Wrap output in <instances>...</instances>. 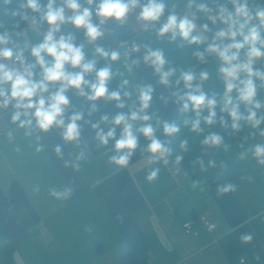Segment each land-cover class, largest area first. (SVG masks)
Returning <instances> with one entry per match:
<instances>
[{"label":"crops","instance_id":"0c3cea01","mask_svg":"<svg viewBox=\"0 0 264 264\" xmlns=\"http://www.w3.org/2000/svg\"><path fill=\"white\" fill-rule=\"evenodd\" d=\"M175 2L170 0L169 7ZM184 10L180 0L177 11L183 14ZM67 14L71 15L70 10ZM103 27L105 35L92 44L87 43L83 30L70 25H65L58 35L71 30L77 44L85 43L89 57L96 47L121 52V59L116 62L97 57V70L111 64L114 76L109 82L110 91L118 90L122 79L130 81L128 90L133 91V96L123 98L125 109H117L115 101L101 99L92 112L91 102L70 91L67 115L74 111L84 113L80 147L65 145L56 129L46 134L37 132L32 137H25L23 130H18L8 139L9 125L0 116V127L4 129L0 132V264H121L119 253L124 241L136 231L143 234L148 246L149 264H231L220 245V240L229 234L242 249L239 260L264 264V165H257L250 156L239 158L244 140L225 138L228 151L205 146L221 174L238 175L233 182L235 191L224 194L202 177L190 176L184 166L176 163L172 151L167 164L153 162L152 154L146 151L149 141L140 134L138 147L126 168L107 162L114 154V141L100 146L91 125L103 115L111 121L117 112L134 108L137 85L154 88L148 110L154 125L157 119L172 122L181 108L172 95L177 90V77L168 86L159 84L153 68L142 61L143 45L163 49L169 66L178 70L195 64L183 53L178 41L169 42L167 36L159 38L151 29H142L134 17L124 26L109 23ZM26 28L28 34L21 40L30 44L38 43L48 30L46 23L38 28L31 25V20L21 30ZM134 45L139 51H128ZM126 54L141 60L132 72L127 70ZM218 66V62H213L211 71L215 72ZM202 67L196 65L192 70L198 73ZM88 78L93 79L94 73ZM210 87L216 92L223 84L219 80L205 81L203 90ZM179 88L183 90V83ZM257 99L264 96L258 92ZM136 126L141 125L138 122ZM101 127L107 131L111 124L102 123ZM120 132L121 127L117 126L116 138ZM35 136H39V141ZM157 137L170 147L171 137L164 136L162 127H158ZM258 142L261 141L256 138L247 140L249 145ZM37 144L43 146V151H36ZM57 145L62 148V157L54 152ZM81 148L87 149L88 158L80 162L79 170H74L72 165ZM157 168L158 176L149 182L148 174ZM36 184L40 185L39 193L33 191ZM65 186L74 189L70 199L57 201L49 196L50 187ZM202 213L215 224L212 232L206 231L197 219ZM185 219L194 220L196 236L184 233ZM245 235H251V241L244 242Z\"/></svg>","mask_w":264,"mask_h":264},{"label":"clouds","instance_id":"9594fccd","mask_svg":"<svg viewBox=\"0 0 264 264\" xmlns=\"http://www.w3.org/2000/svg\"><path fill=\"white\" fill-rule=\"evenodd\" d=\"M3 3L6 8L14 4L11 11L4 13L9 20H0V116L5 117L9 125L8 139L18 130H23L25 137H32L37 132L46 134L56 129L65 145L80 147V122L84 113L74 111L67 115L70 91L91 102L92 112L96 111V102L101 99L115 101L117 109H125L123 98L133 96V91L128 90L130 81L122 79L119 89L110 91L109 82L114 76L111 64L97 70V57L116 62L121 59V52L96 47L89 57L85 43L77 44L71 30L58 34L65 25H70L75 30H83L87 43L92 44L105 35L103 26L106 24L124 26L134 17L142 29H151L159 38L167 36L169 42L179 39L180 46H196L192 55L203 66L198 73L192 70L196 65L179 70L169 66L163 49L143 45L142 61L153 68L159 84L168 86L172 78L177 77V90L172 95L185 114L183 124L190 131L203 134L205 126L217 123L221 128L230 127L233 132H239L244 122L250 131L239 158L250 156L257 165H264V127H261L264 125V99H257L258 92L264 96V0H183V14L177 11L180 0L171 7L170 0H84L83 3L81 0H46L45 3L42 0H3ZM29 20L38 28L44 23L48 26L42 39L35 44L21 40L29 31L27 28L21 30V24ZM133 51H139V47L134 45ZM213 62L219 63L215 72L211 71ZM140 63V59H131L126 54L129 72ZM258 64L260 67H256ZM93 73L94 78L89 79ZM210 79L213 83L221 81L223 88L213 94L206 93L203 84ZM181 83L183 90L179 88ZM153 92L152 85H137L134 108L117 112L111 121L103 115L98 123L91 125L100 146L114 141V154L108 158L109 164L118 168L129 165L138 147V134L149 141L146 151L152 154L153 162L168 163L172 150L157 137V130L162 127L164 136L171 137L180 131V126L159 119L153 124V116L148 111ZM218 105L219 119L215 110ZM138 122L139 127L136 126ZM102 123H110L111 127L105 131ZM117 126L121 127L119 138H116ZM3 131L0 127V132ZM256 137L261 142L247 143L248 139ZM35 139L39 141V136ZM187 144V139L183 140L181 149H186ZM201 144L209 148L223 147L224 151L230 147L224 136L215 131L204 134ZM36 151H43V146L37 144ZM54 152L62 157L60 145ZM86 153L87 149L81 148L75 156L74 170H79L80 162L88 158ZM182 159L177 156L176 163ZM68 166L66 162L65 167ZM158 173V168L153 169L147 180H155ZM235 189L236 185L226 182L218 186L217 191L224 194ZM33 191L39 193L40 185H34ZM48 194L57 201H66L73 196L74 189L50 187ZM242 239L249 242L252 236L245 235Z\"/></svg>","mask_w":264,"mask_h":264},{"label":"trees","instance_id":"16d2710c","mask_svg":"<svg viewBox=\"0 0 264 264\" xmlns=\"http://www.w3.org/2000/svg\"><path fill=\"white\" fill-rule=\"evenodd\" d=\"M14 6H6L3 3V0H0V20L8 21L9 17L4 13L5 11H11V8ZM26 26V23L21 24V29ZM178 44L181 45L179 39H177ZM183 53L194 63L195 65H200L192 53L195 50L196 46H180ZM202 50V49H201ZM206 93L213 94L215 91L213 88H207L204 90ZM217 113V119H219L220 107L219 105L215 109ZM243 106L241 107V112H243ZM207 113L205 112V115ZM185 119V114L179 111L172 122H175L180 126V131L171 136L170 148L175 158L177 156H182L183 159L180 161L182 166L186 169L187 173L190 176H200L209 186H221L226 182L233 183L238 179V175L229 173L221 174L215 165L214 161L208 154L204 145L201 144L203 135L207 134L210 131H215L224 136V138L231 141H245V138L248 136L250 129L241 122V130L239 132H233L231 128H221L219 123L211 126L204 127L203 134H197L196 132L190 131L189 127L183 124ZM226 119H228L226 117ZM230 123V119H229ZM203 126V125H202ZM261 127H264L262 125ZM187 139L188 144L186 149H181L180 144L183 140ZM257 140H260L256 137ZM220 245L225 251L227 257L230 260L231 264H239V258L242 254V249L233 235L229 234L223 237L220 240ZM119 261L121 264H149L148 258V246L145 242L144 236L140 231H136L124 241V247L119 253Z\"/></svg>","mask_w":264,"mask_h":264},{"label":"built area","instance_id":"2783aa9c","mask_svg":"<svg viewBox=\"0 0 264 264\" xmlns=\"http://www.w3.org/2000/svg\"><path fill=\"white\" fill-rule=\"evenodd\" d=\"M128 51H133V47H128ZM1 133H0V138H1ZM197 219L201 223V226L208 232H212L215 228V224L205 215V214H199ZM194 220L192 219H185L182 222V228L185 234L197 235V231L194 230ZM239 264H247V262L244 259L239 260Z\"/></svg>","mask_w":264,"mask_h":264}]
</instances>
